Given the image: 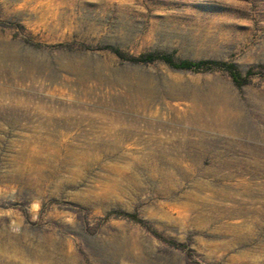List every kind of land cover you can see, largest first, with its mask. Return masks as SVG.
I'll use <instances>...</instances> for the list:
<instances>
[{
  "label": "rangeland",
  "instance_id": "374dc122",
  "mask_svg": "<svg viewBox=\"0 0 264 264\" xmlns=\"http://www.w3.org/2000/svg\"><path fill=\"white\" fill-rule=\"evenodd\" d=\"M0 264H264V0H0Z\"/></svg>",
  "mask_w": 264,
  "mask_h": 264
},
{
  "label": "trees",
  "instance_id": "16d2710c",
  "mask_svg": "<svg viewBox=\"0 0 264 264\" xmlns=\"http://www.w3.org/2000/svg\"><path fill=\"white\" fill-rule=\"evenodd\" d=\"M111 49L120 57L124 58V54H122V52L118 48H111ZM130 59L136 62H152L160 59L165 61L174 68L192 70V71L224 69L229 72L233 81L239 86L246 84L249 81L250 77L255 75V72H253V70H248L246 75H242L234 63L226 62V61H215V60H204V59L197 61H193V60L177 61L169 54H156V53H150L139 57H131Z\"/></svg>",
  "mask_w": 264,
  "mask_h": 264
}]
</instances>
